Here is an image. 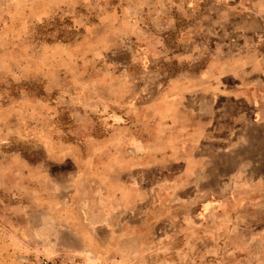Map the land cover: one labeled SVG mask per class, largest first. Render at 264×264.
<instances>
[{
    "label": "rangeland",
    "instance_id": "374dc122",
    "mask_svg": "<svg viewBox=\"0 0 264 264\" xmlns=\"http://www.w3.org/2000/svg\"><path fill=\"white\" fill-rule=\"evenodd\" d=\"M0 264H264V0H0Z\"/></svg>",
    "mask_w": 264,
    "mask_h": 264
}]
</instances>
